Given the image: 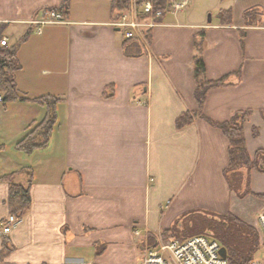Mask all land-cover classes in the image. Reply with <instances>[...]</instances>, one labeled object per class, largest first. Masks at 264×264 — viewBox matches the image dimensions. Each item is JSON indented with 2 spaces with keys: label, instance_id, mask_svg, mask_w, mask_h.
<instances>
[{
  "label": "crops",
  "instance_id": "obj_1",
  "mask_svg": "<svg viewBox=\"0 0 264 264\" xmlns=\"http://www.w3.org/2000/svg\"><path fill=\"white\" fill-rule=\"evenodd\" d=\"M54 7H65L67 21L29 35L15 74L22 95L60 99L48 147L15 148L46 116L45 104L0 100V251L4 239L13 245L0 264H139L147 236L186 211L244 217L223 172L228 137L205 117L221 122L250 110L248 152L264 147V12L254 24L244 19L250 7L264 11V0H223L231 23L220 14L197 20L189 6L168 12L149 38H125L111 23L110 0H0L1 37L14 44L35 28L30 19ZM202 29L208 78L236 70L240 78L210 89L205 117L178 128V115L198 109L193 59ZM24 167L33 169L30 208L4 232L11 212L3 176ZM249 177L250 189L264 193V172ZM252 200L257 227L264 200Z\"/></svg>",
  "mask_w": 264,
  "mask_h": 264
},
{
  "label": "trees",
  "instance_id": "obj_2",
  "mask_svg": "<svg viewBox=\"0 0 264 264\" xmlns=\"http://www.w3.org/2000/svg\"><path fill=\"white\" fill-rule=\"evenodd\" d=\"M152 1L155 9H160L164 12L168 7V0ZM110 2L114 13L126 9L127 0H110ZM263 12L259 7H250L244 11V19L246 23L254 24L259 21V17ZM165 14L164 12L157 20L162 21ZM145 16L147 15H143V17ZM220 18L223 22L231 23L233 20L232 10L222 9L220 11ZM32 30L33 26L22 36L23 41L29 37ZM145 33L146 37L149 38L151 28H148ZM204 38L205 31L202 29L195 36L194 40V95L198 103V109L195 111H185L178 115L175 120L176 127L178 128L191 124L198 116L205 117L202 109L210 89L234 84L240 78V70L232 71L217 79L208 78L203 57ZM19 43L15 42L12 45L0 44V94L3 104L14 100H34L47 106L46 116L15 143L17 150L28 154L36 149L48 147L57 122L56 105L60 99L52 94L30 98L19 92L15 75L16 71L21 68L18 58ZM249 114L250 110L248 109H238L229 119L221 122L205 118L212 125L219 127L228 137V164L223 172L230 190L239 197L253 194L264 199V193H254L250 189V171L255 169L264 172V147L257 149L253 157L248 152L244 134V123ZM254 133L257 134V131L254 130ZM3 147L4 145L0 144V149ZM20 173H24V180H17L16 177ZM3 179L8 181L10 186L8 195L10 212L17 219H20L30 208V186L33 179V169L31 167H24L5 174ZM199 233H206L217 238L226 247L229 264H248L261 247L260 234L257 227L231 211L219 213L202 208L191 209L176 217L170 227L161 232V235L164 238H185ZM149 239L151 242L154 240V237L150 235ZM12 248L13 245L9 240L4 239L0 256L3 257ZM98 251H100L99 248Z\"/></svg>",
  "mask_w": 264,
  "mask_h": 264
},
{
  "label": "built area",
  "instance_id": "obj_3",
  "mask_svg": "<svg viewBox=\"0 0 264 264\" xmlns=\"http://www.w3.org/2000/svg\"><path fill=\"white\" fill-rule=\"evenodd\" d=\"M191 0H168L165 13L177 12L187 6ZM154 8L152 0H127L126 9L116 13L111 21L120 27L125 38H146V30L161 22L157 19L164 13ZM143 15H147L143 17ZM65 7H54L45 10L44 15L29 20L41 32L44 25L66 22ZM0 44L9 45L8 38L2 36ZM2 96L0 94V100ZM18 219L10 214L5 220L3 231L10 230L12 223ZM2 223V224H3ZM257 229L261 245H264V209L258 214ZM221 242L206 233H199L185 238H164L155 236L153 241H144L139 264H229L227 256L220 253ZM248 264H264V255L253 259Z\"/></svg>",
  "mask_w": 264,
  "mask_h": 264
},
{
  "label": "rangeland",
  "instance_id": "obj_4",
  "mask_svg": "<svg viewBox=\"0 0 264 264\" xmlns=\"http://www.w3.org/2000/svg\"><path fill=\"white\" fill-rule=\"evenodd\" d=\"M185 7H188L189 10L191 9L192 15H196L198 17L197 20L202 19V17H204V18L211 17V18H213V20H217V18H219L220 11L222 10L221 7H223V0H193V3H191L190 5H187ZM46 25H48V24H46ZM46 25H44V26H46ZM49 26H51V25H48L47 28H50ZM29 35H31L32 37H35L36 35H40V34H39V32L36 31V28H34L30 32ZM22 36L18 35V38L15 41L18 43L20 42L18 50L20 49L21 45H23L26 41H28L30 39V38H28V39L23 41ZM0 103H1V101H0ZM246 196H248L249 198ZM246 196L240 197L241 199L235 201V204L236 203L237 204L234 205L235 208H237L238 210H241L244 213V217H243V214L240 216L238 212H233V213L236 214L237 216H239L240 218H242L243 220L247 221L248 223L253 224V220H254L253 216H256V215H254L255 203L253 204L252 198L255 195L248 194ZM255 197H257V196H255ZM257 198H260V197H257ZM260 199L264 200L263 198H260ZM253 225H255V224H253ZM153 237L155 239V236H153ZM146 240L150 241L149 235L147 236L145 241ZM255 255L257 257H262L264 255V245H261V247L258 249V251L256 252Z\"/></svg>",
  "mask_w": 264,
  "mask_h": 264
},
{
  "label": "water",
  "instance_id": "obj_5",
  "mask_svg": "<svg viewBox=\"0 0 264 264\" xmlns=\"http://www.w3.org/2000/svg\"><path fill=\"white\" fill-rule=\"evenodd\" d=\"M209 20H211V17H209ZM117 28H119V27H117ZM220 253H221L224 257L227 256V249H226L225 246H222V247H221V249H220Z\"/></svg>",
  "mask_w": 264,
  "mask_h": 264
}]
</instances>
